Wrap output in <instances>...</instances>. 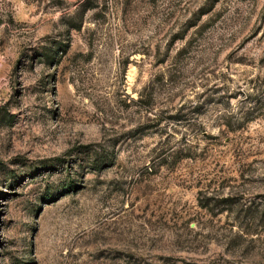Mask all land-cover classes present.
<instances>
[{
  "label": "rangeland",
  "instance_id": "374dc122",
  "mask_svg": "<svg viewBox=\"0 0 264 264\" xmlns=\"http://www.w3.org/2000/svg\"><path fill=\"white\" fill-rule=\"evenodd\" d=\"M0 264H264V0H0Z\"/></svg>",
  "mask_w": 264,
  "mask_h": 264
}]
</instances>
